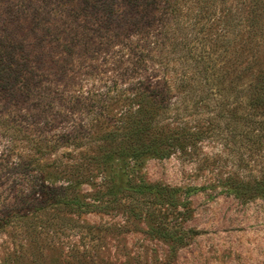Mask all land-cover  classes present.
Returning <instances> with one entry per match:
<instances>
[{"label":"rangeland","instance_id":"rangeland-1","mask_svg":"<svg viewBox=\"0 0 264 264\" xmlns=\"http://www.w3.org/2000/svg\"><path fill=\"white\" fill-rule=\"evenodd\" d=\"M144 3L138 16L134 8L111 16L87 0H0V43L14 45L27 62L26 82L33 89L17 103L0 98V117H13L8 126H27L21 133L0 124V264H264V198L241 201L225 191L229 176L264 171V150L224 145L214 135L195 151L151 158L141 168L145 181L182 188L179 200L189 209L181 225L198 232L183 247L173 250L150 231L153 223L139 216L128 199L113 211L80 217L41 210L38 184H59L61 176L50 167L42 170V160L27 139L38 127L52 134L70 130L75 122L87 124L98 112L95 101L107 84L138 78L131 69L121 77L122 61L131 54L124 44H147L152 26L167 19ZM180 10L191 26L196 2L184 0ZM153 52L146 63L151 81L161 75L152 63L159 50ZM256 57L258 67H264L263 42ZM126 105L112 103L110 114L117 116ZM212 116L200 115L203 126ZM103 126L92 129L98 134ZM189 186L203 188L193 193L186 191ZM79 189L89 194L93 186ZM161 202L156 209L167 208Z\"/></svg>","mask_w":264,"mask_h":264},{"label":"trees","instance_id":"trees-1","mask_svg":"<svg viewBox=\"0 0 264 264\" xmlns=\"http://www.w3.org/2000/svg\"><path fill=\"white\" fill-rule=\"evenodd\" d=\"M87 1L111 16L131 8L138 16L137 8L148 1L167 19L152 26L147 44L133 47L129 40L124 44L131 54L122 61L121 77L129 69L139 76L122 80L128 84H107L95 101L98 112L87 124L75 122L70 130L52 134L38 127L27 139L42 160V170L50 167L61 176L59 184L44 180L38 184L41 210L80 217L113 211L128 199L131 208L138 207L139 216L153 223L150 231L178 249L198 233L181 225L189 209L179 200L182 188L145 181L142 165L177 151H195L213 135L224 145L232 142L238 149L264 150V67H258L256 57L264 43V0H193L197 11L191 26L180 12L184 0ZM197 23L201 26L196 28ZM158 50L152 63L161 75L151 81L146 76L147 57ZM26 64L14 45L0 43V98L17 103L31 94ZM118 101L127 105L117 116L111 115V104ZM202 113L213 114L207 126L201 123ZM9 117L13 118L0 117V124L24 133L27 126H8ZM100 124L103 129L96 134L92 127ZM60 148L67 151L57 155ZM226 180L225 191L241 201L264 198V171ZM82 184L93 186V191L80 192ZM202 188L189 186L186 191ZM161 201L164 210L156 209ZM81 227L89 229L76 224Z\"/></svg>","mask_w":264,"mask_h":264}]
</instances>
